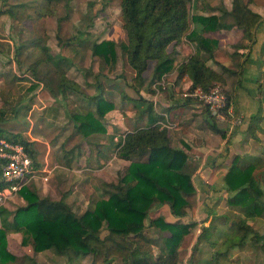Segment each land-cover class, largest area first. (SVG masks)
Segmentation results:
<instances>
[{
    "label": "trees",
    "instance_id": "1",
    "mask_svg": "<svg viewBox=\"0 0 264 264\" xmlns=\"http://www.w3.org/2000/svg\"><path fill=\"white\" fill-rule=\"evenodd\" d=\"M47 2L46 11L38 13L39 17L54 16L55 12L49 6L52 0ZM250 2L232 0L230 12L220 6L215 10H220L222 15L206 16L199 14L198 0L196 5H191V0H121L127 41L94 42L92 54L114 70L121 51L135 73L134 83H129L128 86L137 98H130L126 93L122 95L126 101L137 102L139 115L148 119V125L127 132L124 141L117 146L120 147L117 151L118 158L129 161L130 165L118 183H102L104 194L95 197L81 216L64 200L41 198L36 192L23 187L20 195L26 201V206L15 212L1 209L3 226L0 228V264H17V256L9 250L8 235L12 233L22 234L23 245L31 246L35 253L53 250L66 257L68 264H82V260L89 256L102 257L104 264H111L109 258L115 254L121 257L123 264H181L180 248L197 223H169L164 217L153 219L151 214L168 206L176 219L189 215V198L197 192L194 176L197 166L185 149L171 145L168 131L159 125L162 117L155 111L154 102L149 96L142 94L143 90L146 94L154 93L151 85L146 87L145 75L153 63L151 83L162 81L175 67L169 48L186 39L193 45L195 53L181 64L179 70L181 75L187 74L190 77L192 88L208 90L214 83L227 87L230 79H235L241 88L245 66L263 22L262 16L250 8ZM22 6H12L0 13L9 12L15 17V8ZM227 18H231L232 22L228 23ZM233 28L242 30L251 41V45L247 47L249 53L245 56L244 63L236 64L235 70L218 63L222 73L216 72L207 65L202 54L213 57L219 43L206 38L205 33ZM28 44L30 49L41 51L45 58L34 59L33 53H26L25 45L17 48V57L25 56V62H32L30 71L33 78L43 83L53 97L62 96L66 99L69 92L83 95L81 87L63 72V68H72L70 59L52 56L48 48L41 45L40 39ZM18 62L20 63L19 60ZM49 64L52 66L51 71L47 68L43 72V65L47 67ZM53 73L59 79L56 85L50 78ZM104 77V73L96 76L97 95L88 97L95 110L73 116L77 131L84 137L107 132L104 121L115 105L104 98V87L100 82ZM226 92L235 105L227 89ZM261 92L264 94L263 85L259 88V93ZM262 104L264 106L263 98L259 112L251 117L248 127V134L256 141L259 140L257 132H264L261 127L264 121ZM206 110L210 114L207 108ZM4 115L0 111V122L4 121ZM210 116L211 130L226 138L227 132L218 127L215 118L211 114ZM0 136H3L1 131ZM13 140L25 145L37 167L30 144L17 137ZM229 144L228 140L226 149ZM224 181L223 190L228 194L229 204L238 206L241 213L231 220V225L230 217L225 215L212 222L210 227L202 228L195 250H199L198 245L202 242L207 243L212 250L216 249L204 264H240L239 261L230 259L234 250L253 249L264 253V235L250 224L251 219L264 221V152L256 157L250 154L234 157ZM2 187L3 183L0 182V189ZM10 216L13 217L12 222L9 221ZM228 224L230 229L225 230L224 227ZM148 227H154L158 231V241L145 235ZM103 231L107 232L105 237L102 236ZM165 234L169 236L165 237ZM153 246L158 248L156 255L151 251ZM18 264L38 263L32 257H24Z\"/></svg>",
    "mask_w": 264,
    "mask_h": 264
},
{
    "label": "crops",
    "instance_id": "2",
    "mask_svg": "<svg viewBox=\"0 0 264 264\" xmlns=\"http://www.w3.org/2000/svg\"><path fill=\"white\" fill-rule=\"evenodd\" d=\"M6 4L7 0H0V12L8 9ZM219 4L227 12L232 9V0H220ZM17 5H23L25 8L27 6L23 2H18L15 6ZM23 6L21 11L25 10ZM217 6L218 3L213 2L209 6L199 8L198 12L206 16L222 15L220 10H215L220 7ZM250 8L262 16L263 22L245 66L242 87H238L235 79L228 80L226 87L236 109L245 117V123L232 133L225 130L226 138L211 130V116L203 106L180 100L179 94L192 88L193 84L190 77L187 74L181 75L179 70L181 64L195 53L193 45L184 39L169 48V53L175 61L174 69L164 77L165 84L169 80V88L173 92L169 102V114L175 128L169 132V137L173 147L185 149L188 154H195L191 158L197 166L194 174L197 192L189 198L191 209L186 218H174L168 206L152 213L151 218L164 217L169 223H197L180 248V259L183 258L185 262L192 255L203 227H210L212 222L225 215L230 217L231 225V220L241 213L238 206L229 204L228 194L223 190L224 179L234 157L249 153L255 157L260 156L256 149L249 152L254 139L248 134V127L251 117L259 112L263 98L259 88L264 79V0L261 4L250 2ZM17 18L9 12L0 13V111L5 113L4 121L0 122L1 135L26 141L35 153L39 174L28 180L27 188L31 191L38 190L42 197H50L54 201L64 200L79 216L89 208L95 197L104 194L102 183H118L129 167V161L117 156L119 137L147 126L148 119L139 115L136 105L122 99V93H126L130 98L137 97L134 91L125 83L123 85L118 78L113 83L116 88L113 85L104 88V98L115 105L104 121L107 132L84 137L77 131L73 116L76 113L95 110L88 97L97 95L96 85L83 74L84 72L71 71L66 76L81 87L83 95L70 92L66 99L62 96L55 98L43 83L33 78L28 70L29 62H25L21 69L18 68L17 48L25 45L26 53L31 52L28 41L23 37L33 33L34 29L27 30L24 25L18 23ZM226 21L232 22L231 18ZM205 37L219 43L213 57L202 54L207 65L216 72L222 73L218 63L235 70L236 64L245 62V56L249 53L247 47L251 45V41L242 30L233 28L205 33ZM105 40L118 41L114 37ZM25 65L27 68H24ZM72 67L74 68L73 65ZM104 79L107 77L100 79L101 84L106 82ZM142 94L150 97L145 91ZM218 127L224 130L223 125L218 124ZM228 140L230 144L226 149ZM46 176L48 181L44 180ZM86 194L89 197H86ZM258 220L251 219L250 224L264 235V221ZM146 223L148 224V221ZM229 224L224 227L225 230L230 227ZM145 235L153 240L160 239L154 227L147 228ZM168 236L165 234V237ZM198 249L201 254L197 264H203L202 258L208 255L210 258L211 252L216 251L205 242L200 243ZM184 253L185 258L182 257ZM243 255L249 259L246 264H264V253L253 249L234 250L230 259L237 260L234 259L236 256L240 259V264H244ZM86 259L82 260V264Z\"/></svg>",
    "mask_w": 264,
    "mask_h": 264
},
{
    "label": "rangeland",
    "instance_id": "3",
    "mask_svg": "<svg viewBox=\"0 0 264 264\" xmlns=\"http://www.w3.org/2000/svg\"><path fill=\"white\" fill-rule=\"evenodd\" d=\"M7 1V8H11L13 5L15 6V4L18 2H23L27 4L26 8L25 6H23L25 8L24 11H21V9L23 8H15V11L17 13L15 14V17H18V23L20 25H24L27 30L31 28L34 29L33 33H29V35H26L25 37H23V39H26L28 43L33 40L40 39L41 45L47 47L49 53L52 56L56 58H66L67 56V58L69 57L68 59H71L70 62L73 64L74 68H63V72L66 75L69 74V72L71 71H82L84 72L83 74H85L87 78L89 77V79L93 81V83L96 85V76L99 73H104V76L107 77V79H104L106 80V82L102 84L104 88H110L111 85L114 86L115 84L113 83L118 80L117 78H119L122 84L125 83L127 87H129V83H134L133 78L135 76V73L132 68L128 65L126 57L121 51L119 54V60L116 63L114 70H111L110 66L103 64L98 57H95L92 54V45L94 44V42H101L102 40H105L108 37L117 38L118 41L116 42L127 41V35L123 28L121 0H52L49 6L54 10V16L50 15L44 17H39L38 13H40L41 11H46V6L48 5L47 0H12L11 2L10 0ZM261 1L262 0H251V3L261 4ZM213 2H216V4L218 3L217 7L221 6L219 4L220 0H198V8L201 9L205 7V5L209 6ZM29 51L34 54V59H38L40 57L45 58L44 54L41 51H38L37 49H30ZM24 57L25 56H20L18 58L16 56V62L18 64V68L20 69L23 67V64H25ZM18 60L20 61V63L18 62ZM26 62H29L28 70L30 71V66L32 62ZM43 67V72L47 71V68L51 71L52 68L51 64H49L47 67L43 65ZM153 67L154 64L151 63L149 70L145 75L147 79L146 87L148 85H151L150 87L154 90L153 94L148 95H150L152 100L154 98L157 100L158 104L155 108V111L159 113V115H161V121H170L172 124H174V122L172 121V117L169 114V102L172 99L171 95H173L172 90L169 88V80L167 81L165 88L163 86H159L162 87L161 89H159V87L157 89L153 87V85L155 84L151 83ZM24 68H27L26 65ZM50 78H52V80L55 82V85L59 81L56 73L50 74ZM70 80L75 82L72 79ZM261 85L264 86V79ZM157 91H159V94ZM181 93L179 94L180 100L186 101L181 97ZM262 97L264 99V94L262 95ZM122 99L125 100L123 98V95ZM127 101L132 105L137 104V102L133 100ZM93 108L95 107L93 106ZM203 108L206 109L204 106ZM262 108L264 114V106ZM261 127L264 129V121L261 123ZM257 134L259 135V140H253L254 142H252V145H250L249 152H254L253 150L256 149V151L258 150V153H260L261 156L264 152V132L258 131ZM124 137L125 135L119 137L120 139L118 144L122 140H124ZM189 155L193 157L195 154ZM34 192H36L41 198H44L39 194L38 190H34ZM86 197H89V195L86 194ZM26 204V201L23 199V197H21L19 193V195H17L13 200L9 201L7 205L2 209H7L10 212H15L18 208L26 206ZM1 218L3 225L2 214ZM9 221H13L12 216H10ZM260 221L261 220L259 219L258 222ZM106 235L107 232L103 231L102 236L105 237ZM8 242L10 252L17 256V264L21 263L24 257H32L38 264H68L66 257L62 258L64 256L61 257L53 250L35 253L31 246L23 245L22 234H9ZM151 251L153 252V254L156 255V252H158L157 246H153V248H151ZM198 251L199 250H195V248H193L192 255H190V257H188V259L186 260L187 264H197L196 262L200 260L201 254ZM185 255L186 253H184L182 257H184ZM244 255L243 257L245 262L243 261V263L246 264L248 263L246 261H248L249 259L247 256ZM202 259L203 261H207L206 259L210 258L208 255L207 257H203ZM234 259H237V261L240 262V259L238 257L235 256ZM109 260L111 264H123L121 257L117 254L112 255ZM202 263L204 264V262ZM84 264H104V262L102 257L89 256L85 260ZM181 264H185L183 258L181 259Z\"/></svg>",
    "mask_w": 264,
    "mask_h": 264
},
{
    "label": "built area",
    "instance_id": "4",
    "mask_svg": "<svg viewBox=\"0 0 264 264\" xmlns=\"http://www.w3.org/2000/svg\"><path fill=\"white\" fill-rule=\"evenodd\" d=\"M195 2L196 0H191V5ZM159 86L165 88L164 79L153 85L156 89ZM157 92L159 94V91ZM181 97L207 108L217 123L223 125L224 130L230 133L245 123V117L229 100L226 88L221 83H214L208 90L200 87L186 89L181 93ZM152 101L156 108L157 100L154 98ZM158 123L168 133L175 128L170 121L160 120ZM0 163V182L3 183V187L0 189V228H2L1 209L19 195L21 189L27 186L30 178L38 176L39 173L25 145L5 136H0ZM44 180L48 181V176L44 177Z\"/></svg>",
    "mask_w": 264,
    "mask_h": 264
}]
</instances>
